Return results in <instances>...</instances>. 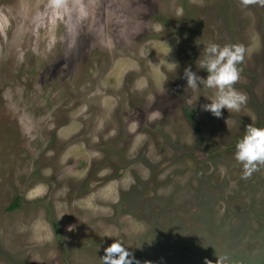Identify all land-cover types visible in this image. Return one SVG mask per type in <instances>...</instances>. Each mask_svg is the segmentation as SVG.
I'll return each mask as SVG.
<instances>
[{
    "label": "rangeland",
    "instance_id": "1",
    "mask_svg": "<svg viewBox=\"0 0 264 264\" xmlns=\"http://www.w3.org/2000/svg\"><path fill=\"white\" fill-rule=\"evenodd\" d=\"M209 42L246 50L247 104L219 118L182 78ZM252 123L264 0H0V264H101L114 239L141 264H264V165L234 159Z\"/></svg>",
    "mask_w": 264,
    "mask_h": 264
},
{
    "label": "clouds",
    "instance_id": "2",
    "mask_svg": "<svg viewBox=\"0 0 264 264\" xmlns=\"http://www.w3.org/2000/svg\"><path fill=\"white\" fill-rule=\"evenodd\" d=\"M245 52L244 45L239 43L220 45L209 42L203 49V55L198 57L206 76H201L190 66L184 68L182 78L186 80L187 87L215 89V95L208 99L209 103L201 106L202 110L209 111L219 118L222 115L221 109L239 112L247 104V94L234 87L240 78L239 65L245 57ZM169 63L177 65L176 62ZM234 159L241 165V176L245 178L257 170L258 165H264V127H257L253 123L245 126L243 136L236 142ZM74 227L75 225L69 224L67 229L70 231ZM99 259L101 264H141L120 239H114L104 248V255ZM144 264L154 262L145 261ZM204 264L213 262L205 259ZM215 264H229L227 254L217 256Z\"/></svg>",
    "mask_w": 264,
    "mask_h": 264
},
{
    "label": "trees",
    "instance_id": "3",
    "mask_svg": "<svg viewBox=\"0 0 264 264\" xmlns=\"http://www.w3.org/2000/svg\"><path fill=\"white\" fill-rule=\"evenodd\" d=\"M20 199L18 198V201H16L13 205H12V207L11 208H14V207H16L17 206V204L19 205L20 203V201H19Z\"/></svg>",
    "mask_w": 264,
    "mask_h": 264
},
{
    "label": "bare ground",
    "instance_id": "4",
    "mask_svg": "<svg viewBox=\"0 0 264 264\" xmlns=\"http://www.w3.org/2000/svg\"><path fill=\"white\" fill-rule=\"evenodd\" d=\"M98 32V31H97ZM43 38V37H42ZM61 66V65H60Z\"/></svg>",
    "mask_w": 264,
    "mask_h": 264
}]
</instances>
